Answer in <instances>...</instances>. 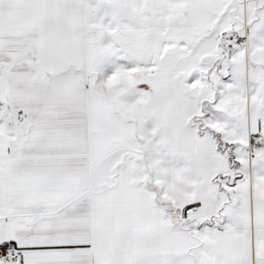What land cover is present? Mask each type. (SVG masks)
I'll return each mask as SVG.
<instances>
[{
    "label": "snow or ice",
    "instance_id": "1",
    "mask_svg": "<svg viewBox=\"0 0 264 264\" xmlns=\"http://www.w3.org/2000/svg\"><path fill=\"white\" fill-rule=\"evenodd\" d=\"M0 264H264V0H0Z\"/></svg>",
    "mask_w": 264,
    "mask_h": 264
}]
</instances>
